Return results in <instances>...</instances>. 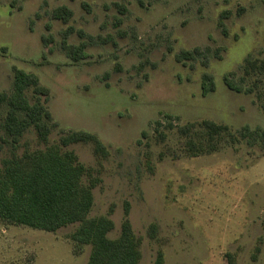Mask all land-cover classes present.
<instances>
[{
	"label": "rangeland",
	"instance_id": "rangeland-1",
	"mask_svg": "<svg viewBox=\"0 0 264 264\" xmlns=\"http://www.w3.org/2000/svg\"><path fill=\"white\" fill-rule=\"evenodd\" d=\"M62 6L73 12L68 24L53 19ZM64 41L85 43L86 57L74 61ZM196 48L194 61L177 62ZM248 57L264 59V0H0V91L12 92L15 69L50 91L49 144L31 130L18 153L45 151L75 131L98 136L107 159L90 144L62 151L100 179L90 217L114 222L109 238L119 237L129 204L139 264H155L160 251L165 264H230L229 254L235 264H264V150L244 142L193 158L177 132L203 120L264 131V78L251 95L223 83L233 74L245 89L256 86V76L244 77ZM204 74L216 84L206 97ZM0 146L1 170L11 146ZM77 228L48 233L0 220V264H88L91 247L77 254L70 239Z\"/></svg>",
	"mask_w": 264,
	"mask_h": 264
},
{
	"label": "trees",
	"instance_id": "trees-1",
	"mask_svg": "<svg viewBox=\"0 0 264 264\" xmlns=\"http://www.w3.org/2000/svg\"><path fill=\"white\" fill-rule=\"evenodd\" d=\"M121 7L122 12L126 9ZM229 13H224L219 27L225 34L224 20ZM73 12L66 6L53 12V19L68 24ZM68 28L65 36L72 34ZM65 47L67 44L64 41ZM86 44L68 47L72 59H84ZM201 55L200 49L182 51L176 56L177 62L194 61ZM244 77L256 76V86L245 89L235 83L233 74L224 76V85L232 92L251 95L258 89L257 82L264 78V59L248 57L242 67ZM33 91L34 101L28 97ZM216 91L214 78L204 74L202 94L207 96ZM261 101L260 94L257 95ZM50 91L40 84L39 78L25 71L15 69L10 94L0 91V140L11 146L10 156L2 161L0 170V220L6 224L25 226L38 231L55 233L62 228L78 224V228L70 235L76 253L83 247H91L88 264H139L141 260V241L137 237L129 219L130 206L125 205V218L118 238L111 239L109 234L115 229L114 222L108 216L90 217L94 205L93 190L100 179L95 177L94 169L86 168L79 162L72 151L63 152L76 144H90L98 158L107 159L109 151L100 138L86 131H75L63 135L59 144L45 151L19 152V144L26 134L34 130L40 144L48 145L53 127V117L47 104ZM264 113V102L261 103ZM178 134L184 138L185 152L196 158L212 155L224 147L246 143L249 147L260 145L264 150V131H251L244 127L234 132L229 126L214 121L203 120L189 123L177 128ZM166 139V135H161ZM3 149L0 146V151ZM88 178V185L84 178ZM158 227L152 225L149 230L151 239H156ZM259 248L257 249V253ZM229 263L235 264L232 255H228ZM155 264H165L163 252H158Z\"/></svg>",
	"mask_w": 264,
	"mask_h": 264
}]
</instances>
